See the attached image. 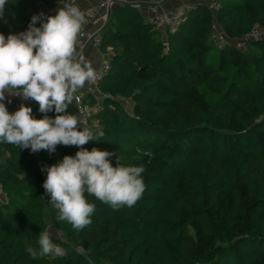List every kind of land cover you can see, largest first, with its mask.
<instances>
[{
  "label": "trees",
  "instance_id": "1",
  "mask_svg": "<svg viewBox=\"0 0 264 264\" xmlns=\"http://www.w3.org/2000/svg\"><path fill=\"white\" fill-rule=\"evenodd\" d=\"M37 1L47 16L59 8V0H8L0 34L26 31ZM216 1V14L194 4L166 34L133 4L110 10L100 50L113 54L99 89L136 106L131 113L114 97L98 99L90 130L104 136L83 147L113 153L114 167L118 157L143 166L145 190L133 207L116 210L85 193L92 223L75 230L57 219L43 182L48 167L80 149L33 153L0 142V264H264V38L242 49L211 39L214 17L230 40L264 29V0ZM83 98L97 100L92 91ZM24 105L43 118L37 102ZM67 111L78 117L74 102ZM49 224L64 235L53 239L65 255L33 259L26 248L39 247Z\"/></svg>",
  "mask_w": 264,
  "mask_h": 264
},
{
  "label": "clouds",
  "instance_id": "2",
  "mask_svg": "<svg viewBox=\"0 0 264 264\" xmlns=\"http://www.w3.org/2000/svg\"><path fill=\"white\" fill-rule=\"evenodd\" d=\"M7 2L0 0V17ZM86 22L79 6L65 3L52 15H33L24 32L7 37L0 34V142L33 153H54L57 145L80 149L75 156L65 155L48 167L43 182L57 219L75 230L92 223L95 205L88 202L85 193L118 210L133 207L145 190L143 166H125L118 157L114 167L109 160L113 153L84 148L90 141H100L104 133L82 129L78 117L67 111L79 99L77 91L91 85L96 77L91 62L77 53ZM7 96L34 100L43 118L36 119L31 107L24 104L10 113L4 103ZM51 111L56 113L54 118L47 115ZM52 237L50 229L41 231L36 241L39 247L28 246L27 253L33 259L64 256L65 249L54 244Z\"/></svg>",
  "mask_w": 264,
  "mask_h": 264
},
{
  "label": "built area",
  "instance_id": "3",
  "mask_svg": "<svg viewBox=\"0 0 264 264\" xmlns=\"http://www.w3.org/2000/svg\"><path fill=\"white\" fill-rule=\"evenodd\" d=\"M75 0H59L57 2L58 6H62L65 3L73 4ZM123 0H99L98 3L89 11L88 17L94 18L97 13L101 10L106 11V18L102 25L96 27L95 29L88 31L82 28L80 36L78 38L77 43V53L78 55H82L88 47H95L100 49L102 42V32L103 28L109 18L111 8L122 2ZM148 6V9L151 14L147 16L148 23L154 28L159 30L161 33L166 34L168 32H173L177 30L186 16V13L192 9L194 4L192 0H181V2L172 7L169 10L162 9L157 10L159 6H161L165 0H144ZM208 5L212 12L216 14V12L220 9V4L216 0H209ZM51 11L50 7L43 4L41 1L36 2V14L44 13L45 16L49 14ZM216 22L213 23V32L211 34V39L213 44L217 48L223 47L227 43H233L239 48H244L246 41L249 39L258 40L260 38H264V29L258 26L253 27L249 32L241 37H237L234 39H229L228 36L220 29L217 28ZM168 52V47L164 48V53ZM113 51L109 50L106 53H102V63L98 69H95L96 77L94 82L92 83L95 87L94 94L96 95L97 100L95 102L85 101L83 98V92L80 90L77 91L76 96L79 98L78 100H74L77 115L79 117L80 123L83 128L90 129L93 125L89 116L91 113L98 112L101 109V101L98 99H102L103 97H114L116 98L127 111L133 112L134 107L136 106V101L132 98L126 97L122 94L113 95L109 92H103L99 89V84L103 79V75L108 72L111 66L110 57L112 56ZM8 101H11L10 103ZM34 100L28 99L24 100L20 96H7L4 101L8 111L10 113H14L19 109L21 104H26L28 102H33ZM42 167H45V163L41 162ZM78 250L83 252L84 248L78 246Z\"/></svg>",
  "mask_w": 264,
  "mask_h": 264
},
{
  "label": "crops",
  "instance_id": "4",
  "mask_svg": "<svg viewBox=\"0 0 264 264\" xmlns=\"http://www.w3.org/2000/svg\"><path fill=\"white\" fill-rule=\"evenodd\" d=\"M99 0H75L73 4L79 6L80 10L83 12L86 23L83 25V29L91 31L96 27L102 25L106 18V11L101 10L94 18H89L88 13L92 8L98 3ZM181 0H165L164 3L157 8V10L166 9L169 10L172 7L178 5ZM209 0H192L193 4L197 3H206L208 4ZM119 4H133L135 5L146 17L151 14L147 4L144 0H123ZM209 6V5H208ZM60 7V6H59ZM87 61H90L93 68L98 69L102 63V52L100 49L95 47H88L87 50L82 54ZM81 92L92 91L96 89L93 84L86 85L85 88L79 89Z\"/></svg>",
  "mask_w": 264,
  "mask_h": 264
},
{
  "label": "rangeland",
  "instance_id": "5",
  "mask_svg": "<svg viewBox=\"0 0 264 264\" xmlns=\"http://www.w3.org/2000/svg\"><path fill=\"white\" fill-rule=\"evenodd\" d=\"M212 22L214 23V22H216V25L218 26L217 28H220L227 36H228V33H227V31L223 28V26L217 21V19H216V17H214L213 18V20H212ZM212 26H213V24H212ZM228 38H229V36H228ZM217 51V49L216 48H213L212 49V52L214 53V52H216ZM5 200V198L3 197V196H0V201H4ZM51 230L52 231V233H53V237H52V242L54 243V244H58V245H60L59 243H58V241L57 240H55V239H53V238H57L58 240H65V238H64V235H62L61 233H59L58 231H56L54 228H53V226L52 225H47V227H46V230Z\"/></svg>",
  "mask_w": 264,
  "mask_h": 264
}]
</instances>
